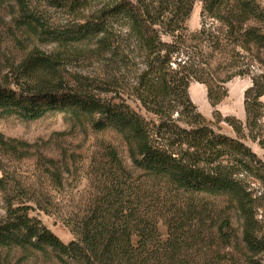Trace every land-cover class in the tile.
I'll use <instances>...</instances> for the list:
<instances>
[{
  "label": "trees",
  "instance_id": "1",
  "mask_svg": "<svg viewBox=\"0 0 264 264\" xmlns=\"http://www.w3.org/2000/svg\"><path fill=\"white\" fill-rule=\"evenodd\" d=\"M14 1L22 23L45 41L94 43L103 88L98 94L66 89L60 79L54 85L0 86V116L84 118L95 132L117 136L131 169L111 145L108 181L101 183L108 199L64 221L73 236L68 244L30 217V208L10 206L0 246L49 248L73 264H264L256 258L264 254V214L258 215L261 198L252 188L264 190V159L243 142L248 138L264 150V11L258 1ZM35 1L72 20L50 23L35 14ZM196 3L199 28L190 32ZM22 66H39L50 76L57 69L45 56H28ZM236 77L251 84L243 96L244 125L225 120L237 136L229 138L206 123L188 89L192 82L204 85L214 108ZM132 171L139 174L134 180ZM204 197L230 203L240 236L233 213L209 218Z\"/></svg>",
  "mask_w": 264,
  "mask_h": 264
},
{
  "label": "rangeland",
  "instance_id": "2",
  "mask_svg": "<svg viewBox=\"0 0 264 264\" xmlns=\"http://www.w3.org/2000/svg\"><path fill=\"white\" fill-rule=\"evenodd\" d=\"M264 11V0H257ZM35 14L43 15L54 25H61L72 17L49 7L45 3L33 2ZM200 3H196L187 21L190 32L199 28ZM28 56L50 57L56 64L51 75L39 66H22ZM101 60L94 43L59 45L45 41L22 23L18 5L14 0H0V86L16 88V84L42 86L60 79L66 89L81 87L98 94L101 85ZM248 77L233 78L226 84L227 96L214 108L206 98L204 85L192 82L188 93L197 111L214 131L229 138H236L226 118L245 123L243 108L244 91L250 86ZM264 102V96L261 98ZM134 111L145 116L138 104L128 101ZM243 142L259 158L264 159V150L248 138ZM118 146L123 165L131 169V163L123 152L120 141L112 133H97L84 119H75L69 114H48L33 121L14 116H0V225L12 210L23 206L30 208L28 215L37 218L58 239L68 244L73 236L65 220L73 214L90 209L91 204H103L107 198L101 183L106 184L105 166L109 162L108 149ZM134 173V177L139 174ZM132 180V182H133ZM145 181V180H144ZM254 194L260 211L264 214V190L254 185ZM129 199L134 200L130 194ZM208 206L209 218L220 212L233 213L227 200L200 199ZM204 202V203H203ZM48 212V213H45ZM147 211V210H146ZM150 212V211H148ZM232 225L240 236L239 223L233 213ZM163 237L166 226L159 222ZM214 230V229H213ZM49 248L35 250L29 247L0 246V264H73ZM264 263V254L256 257Z\"/></svg>",
  "mask_w": 264,
  "mask_h": 264
}]
</instances>
